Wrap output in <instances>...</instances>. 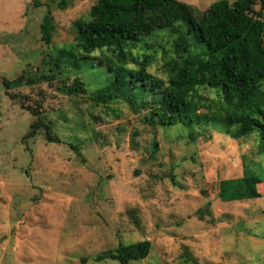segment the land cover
<instances>
[{
  "label": "rangeland",
  "instance_id": "374dc122",
  "mask_svg": "<svg viewBox=\"0 0 264 264\" xmlns=\"http://www.w3.org/2000/svg\"><path fill=\"white\" fill-rule=\"evenodd\" d=\"M179 1L205 12L219 0ZM32 2L0 0V264H119L96 258L143 241L149 256L130 264H264V194L218 197L221 181L256 167L259 136L196 127L193 141L181 125L148 123V111L125 100L97 103L108 76L63 56L97 0H68L65 10ZM48 11L50 45L40 31ZM138 49L154 55L156 39ZM163 64L158 54L149 71L166 80ZM198 93L217 98L208 87ZM32 110L59 142L44 129L27 138Z\"/></svg>",
  "mask_w": 264,
  "mask_h": 264
},
{
  "label": "trees",
  "instance_id": "16d2710c",
  "mask_svg": "<svg viewBox=\"0 0 264 264\" xmlns=\"http://www.w3.org/2000/svg\"><path fill=\"white\" fill-rule=\"evenodd\" d=\"M32 1L34 8L46 2L61 10L69 5L68 0ZM258 5L260 10H256ZM75 29L74 43L63 56L75 66L94 68L108 76V85L93 95L97 103L125 100L135 112L148 111V123L161 128L181 125L191 132L193 141L199 135L196 127H216L236 140L257 134L256 167L244 165L242 177L221 181L218 197L224 203L262 198L264 0H219L205 12L179 0H97L89 18L78 20ZM55 30L54 17L48 11L40 26L45 44L52 43ZM150 37L157 43L152 56L138 49L141 40ZM158 54L166 80L149 71ZM3 85L8 91L13 81L4 78ZM200 87L217 91V98L200 95ZM32 114L37 120L27 138L44 129L49 142H59L39 111L32 110ZM157 148L155 144L154 150ZM150 251L151 243L143 241L119 245L96 260L130 264L146 259Z\"/></svg>",
  "mask_w": 264,
  "mask_h": 264
}]
</instances>
